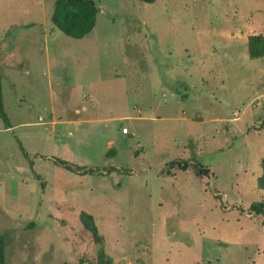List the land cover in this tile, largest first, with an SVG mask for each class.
Masks as SVG:
<instances>
[{
    "label": "rangeland",
    "instance_id": "obj_1",
    "mask_svg": "<svg viewBox=\"0 0 264 264\" xmlns=\"http://www.w3.org/2000/svg\"><path fill=\"white\" fill-rule=\"evenodd\" d=\"M95 1L76 39L0 0L7 264H97L81 210L119 264H264V0Z\"/></svg>",
    "mask_w": 264,
    "mask_h": 264
},
{
    "label": "trees",
    "instance_id": "obj_2",
    "mask_svg": "<svg viewBox=\"0 0 264 264\" xmlns=\"http://www.w3.org/2000/svg\"><path fill=\"white\" fill-rule=\"evenodd\" d=\"M55 9L52 15L53 24L64 34L76 38L83 39L91 34L98 23V16L100 7L95 0H54ZM147 3H154L158 0H143ZM249 54L251 58L264 57V34H254L249 40ZM177 91V90H176ZM186 99L187 95L183 94ZM0 117L3 118L7 127H11L10 120L7 115L4 103V90H3V77L0 76ZM116 154L112 149L106 157ZM58 164L65 167L70 171H80L83 174H99L104 175L102 172L84 166H75L69 161L59 159ZM183 169L186 166L179 164ZM201 167V166H200ZM263 175L259 179L260 187L264 189V160L262 163ZM251 210L264 217V202H254ZM79 219L82 224L88 229L93 236V241L96 246L97 264H119L116 263L114 258L108 253L106 248V237L100 232L96 223L95 217L86 210H81ZM7 239L5 235H0V264H7L6 258Z\"/></svg>",
    "mask_w": 264,
    "mask_h": 264
},
{
    "label": "built area",
    "instance_id": "obj_3",
    "mask_svg": "<svg viewBox=\"0 0 264 264\" xmlns=\"http://www.w3.org/2000/svg\"><path fill=\"white\" fill-rule=\"evenodd\" d=\"M123 133L129 134V128L128 127L124 128Z\"/></svg>",
    "mask_w": 264,
    "mask_h": 264
},
{
    "label": "crops",
    "instance_id": "obj_4",
    "mask_svg": "<svg viewBox=\"0 0 264 264\" xmlns=\"http://www.w3.org/2000/svg\"><path fill=\"white\" fill-rule=\"evenodd\" d=\"M10 128V127H9Z\"/></svg>",
    "mask_w": 264,
    "mask_h": 264
}]
</instances>
